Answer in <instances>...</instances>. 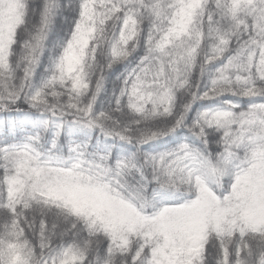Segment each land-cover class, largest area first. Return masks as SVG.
<instances>
[{"label": "snow or ice", "instance_id": "1", "mask_svg": "<svg viewBox=\"0 0 264 264\" xmlns=\"http://www.w3.org/2000/svg\"><path fill=\"white\" fill-rule=\"evenodd\" d=\"M0 264H264V0H0Z\"/></svg>", "mask_w": 264, "mask_h": 264}]
</instances>
